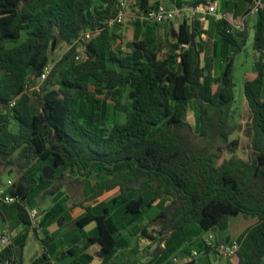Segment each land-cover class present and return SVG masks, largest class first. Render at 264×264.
Wrapping results in <instances>:
<instances>
[{
  "label": "trees",
  "instance_id": "obj_1",
  "mask_svg": "<svg viewBox=\"0 0 264 264\" xmlns=\"http://www.w3.org/2000/svg\"><path fill=\"white\" fill-rule=\"evenodd\" d=\"M120 1L0 0V178L13 166L20 174L7 188L20 202L0 203V214L10 215L14 227H31L27 209L34 207L36 198L53 193L58 183L59 188L64 183L84 184L96 174L104 178L95 180L91 194L74 204L84 209L75 225L82 229L95 225L98 234L90 242L101 246L104 259L116 251L118 227L108 208L97 212L86 203L118 191L115 201H124L128 215H142L156 202L162 205L149 222L159 227L157 235L143 229L158 242L151 264H166L172 242L186 241L189 226L201 233L225 231L230 217L237 215L256 223L238 238L241 249L228 264H260L264 257V0L258 6L253 44L257 76L244 84L251 111L245 129L251 141L250 161L235 156L239 142L231 136L238 128L229 107L236 100V56L244 50L249 30H236L228 20L218 22L219 36L231 52L221 77L213 80L197 21L185 20L173 29L175 34L167 33L164 50L133 41L126 43L130 52L116 53L114 42L120 36L106 23L117 14ZM151 1L137 0V6L146 10ZM246 2L251 13L256 0ZM198 3L204 1L191 5ZM98 29L82 59L76 60L75 41ZM62 44L69 50L53 65L40 92H28ZM110 63L119 70L110 68ZM89 77L97 83L94 90ZM126 84L132 89L131 109L116 102L127 113L126 121L106 131L96 124L94 111L104 105L95 97L103 92L99 88L116 89L119 94ZM80 99L88 111L79 107ZM193 100L197 132L187 120ZM199 243L203 251V240ZM0 264H22L13 243L1 249ZM182 264L198 263L193 259Z\"/></svg>",
  "mask_w": 264,
  "mask_h": 264
},
{
  "label": "rangeland",
  "instance_id": "obj_2",
  "mask_svg": "<svg viewBox=\"0 0 264 264\" xmlns=\"http://www.w3.org/2000/svg\"><path fill=\"white\" fill-rule=\"evenodd\" d=\"M196 1L197 0H193L192 3ZM204 1L212 2V0H204ZM163 2L166 3V5L171 6L170 0H163ZM230 2L231 4L235 5L232 9L233 11L234 10L240 11V13H235L234 15L235 18L239 19L238 23H236L238 27H235V26L234 27L236 28V30H241V28L243 27V22H244L247 25V28L249 30V35H250L251 27L249 25L248 19L253 14L251 15L248 13V9H249L248 3L246 2V0H230ZM222 3L223 2L219 0V2L217 3V6L222 5ZM221 10L225 13L223 6ZM255 14L257 15V12H255ZM226 17L227 19L231 21L230 16L226 15ZM205 18H206L205 20L207 21L209 20L211 22L214 20L211 17H205ZM253 18L254 20H256L257 16H253ZM128 23L129 22L126 21L123 25L115 27L113 31L118 35L117 29L122 28ZM136 28L137 29L139 28L140 32L136 31V33L132 34V36L129 37V39L131 40L130 42L145 41L147 42L150 48H158L160 50H164L165 39H166L167 33L173 31L171 22L167 24H163V25H155L152 23H140L139 25L137 24ZM23 35L25 36L26 33L24 32ZM124 39H128V38L119 37V39L117 40L118 42H114L115 52L120 53L121 55L130 52L129 49H127L126 47V43H129V41L126 42L124 41ZM253 44H254V32H252L251 35L249 36V40L244 50L236 56L235 68H234V80L237 85L236 86V100L232 102L229 106L230 111L232 113V117H233V123L238 128L237 131L231 136V140H238L239 142V147L235 153V156L244 161H250L251 156H252L251 141L245 134L247 123L250 120L251 111L245 99L244 84H245V75L247 73H251L254 68V60H255L254 56L256 52L254 50ZM68 50H69V46L65 44L60 45L52 53L50 68H52L53 65L56 63V61H58L63 56V54L66 53ZM230 52H231V48L229 47V45L225 44L222 41L221 37L218 42H214V43L210 42V45L208 46L206 53L203 55V57H204L205 62H209L211 57H214L217 60L216 67L213 68L214 70L212 74L213 80H216L221 77L225 59L227 56H229ZM76 55H81V59H82L84 52L80 47L78 48V52L75 54V56ZM109 66L112 69L119 70L118 65L115 63H110ZM87 81L91 87V90H94V88L97 85L95 80L92 77H89ZM120 88H121V93L119 94L115 93L116 89L109 90L106 87L99 88V89H102L103 92L98 93L95 97L97 100H99V105L101 107L104 105L102 109H97L94 111V114L97 117L96 124L103 127V129L106 131H109L115 124L124 123L126 121L127 113L123 111L122 109L116 107L117 101H119L121 105L128 106L131 109V104H132V99L130 97V92L132 90L131 86L126 84V85H122ZM78 103H79L80 108L83 107L85 109V112L89 110V107H87V105L84 103L82 99H80ZM187 120L192 125L193 130L197 132L198 127H199V121H198L197 103L195 100L190 102ZM11 128L14 132L18 131V127L15 122H12ZM17 153L18 152H16L14 156H16ZM225 157H229V155H225ZM2 178L4 179V182L6 185V182L8 180H11L13 182L17 181L20 178V174L18 173L16 166H13V167L6 168L4 170V175ZM103 178L104 176H98L94 174L91 177L84 179V184L74 183L73 185H69L68 183H64V185L61 188H65V195H60V196H63L62 200L64 202L65 201H68L70 203L79 202L81 198L88 197L91 194V188H92L93 182L97 179H103ZM58 186H59V183L56 184L55 191L51 194L54 195L58 190L61 189ZM43 202L44 201H42L40 197L36 198L32 202V205L34 207L39 208L42 212L41 213L42 224L40 228L33 229L32 227H29V229L23 230L22 233L16 237L18 228L14 227L15 224H14V220L12 219V217L10 215H7V217H4L3 215L0 214V232L2 230L7 231L8 226L9 228L11 227L10 232H11L12 238L14 239V242H13L14 248L16 251V255L19 257L20 249H23L21 245L25 246V240H24L25 233L27 231H32L31 234L33 236L30 235L28 237L26 246L27 247H29V245L31 247L34 246L35 240H37L36 244L39 247V243H40V246H42V250L40 254H38L37 256H32L29 250H25L24 264H43V262L45 261H48L49 263H52V264H58L59 263L58 261L59 252L58 251H64V253L66 254L65 261L67 262H72L74 264H85V262L82 260V258L79 255H74L73 253L69 251V247L72 244H69L64 239L62 240L61 238L55 239L54 243L56 246L54 250L51 252L48 249V244L46 243L47 239H45V237L42 238V235H40L39 240L36 239L39 234L45 233L47 229L51 227L52 224L56 223V221H60L61 223H66L68 221V220L66 221V219H68V217H66V214L64 213L60 214V213L54 212L53 210L48 212L45 209L46 207H49V203H48L49 200H47L46 203H43ZM97 202L98 201H93L89 203L95 206V209L97 212H101L104 205L103 203L97 205ZM117 210L118 211L115 212L116 217H118V215L120 214V208ZM159 211L160 209L158 208V206H151L145 209L142 215H137V216L128 215V217H126L127 218L126 221L130 220L131 218H134L131 224L132 229H135L138 226L139 227L143 226L144 228L147 229V234L156 236V233L159 227L156 225L149 226L148 222H150L154 217H156ZM255 223L256 221L254 219L250 217H246L244 215L232 216L229 219V222H228L229 225L226 230H229V232H232L235 235V237L240 238L248 230V228L246 227L250 228ZM67 230L69 231L74 230L72 234H76V235L81 234V232H85L82 230V228L76 225L73 226L71 224L69 225V227H67ZM214 231L219 233L221 230H212L211 232H214ZM94 232L98 233V231H94ZM139 232L140 230L137 233ZM208 233L209 232H206L204 234L207 235ZM42 239L44 240L43 242H42ZM81 241L82 239L79 238V243ZM50 247L52 248V246ZM56 248H59L58 251H55ZM150 248L151 247L149 246L148 250H150ZM45 250H47V252ZM210 262L211 264H228V261L221 259L217 255L211 256ZM89 264H92V262H90ZM260 264H264V257L262 258Z\"/></svg>",
  "mask_w": 264,
  "mask_h": 264
},
{
  "label": "crops",
  "instance_id": "obj_3",
  "mask_svg": "<svg viewBox=\"0 0 264 264\" xmlns=\"http://www.w3.org/2000/svg\"><path fill=\"white\" fill-rule=\"evenodd\" d=\"M159 1L160 3H163L166 5V3L163 2V0H156ZM193 0H170L171 6L166 5L168 8L173 9V10H180L181 12L176 16L175 20L171 22V26L173 29H178L179 25L184 22L185 20L189 23L192 24L193 22H199L200 24V30L202 34L199 37V41L204 43L207 48L210 45V42H218L220 40V36L218 35V22L214 19L212 22L205 20V17H198L195 20H190L187 18V11H185V8L191 6ZM204 1V0H203ZM219 2V0H212L209 2L204 3H212L216 4ZM222 5H219L218 8L221 9L223 6V9L226 13V15L230 16L231 21L227 19L233 26L238 27L236 23H238V18H235L234 15L235 13H240V11L237 10H232L233 7L235 6L234 4H231L230 0H221ZM221 7V8H220ZM253 14L252 16L249 17V25H250V35L252 32L255 34V28L258 22V16L251 11ZM253 16H257V19L254 20ZM127 22H129L127 25L123 26L120 29H117V33L120 37H125L128 39H124L126 42H130L131 40L129 39L132 34L136 33V31H139V28L137 29L136 26L137 24L139 25L141 22H137L133 20L131 17L128 18ZM176 23V24H175ZM177 25V26H175ZM243 28H247V25L243 22ZM248 29V28H247ZM162 33V32H161ZM163 35V34H161ZM118 42V41H115ZM211 57V56H210ZM217 60L214 57L210 58L209 64L211 65V77L214 72L213 68L216 67ZM257 76L256 72L254 71V68L251 73H247L245 75V81L253 80ZM3 179V178H2ZM4 182V179H3ZM60 195H65V188H61L58 190L54 195L50 194L46 196L45 198H40L43 203H46L47 200H49V207H46L45 209L50 212L54 211L57 213H64L66 214V223H61L60 221H56V223L52 224L51 227L47 229L45 233L39 234L36 239L39 240V236L42 235V238L45 237L47 239L46 243L48 244V249L49 251H53L55 248V239L61 238L64 239L66 242L69 244H72L69 247V251L73 253L74 255H79L82 260L86 263L92 262V264H151L150 262L153 259L154 256V251L158 247V242L154 241L152 238L149 237V235L143 233L144 227H137L135 229L131 228V224L134 218H131L130 220L126 221V217H128V214L125 212V203L123 200H118L115 201V198L119 196L118 191L110 192L102 197H100L97 202L98 204L103 203V209L108 208L109 213L108 216L111 217L118 227V232L116 233V239H117V247L115 253L108 259H104L103 257V251L102 248L99 244L91 243L90 239L97 236V228L95 225H90L86 229H82L85 232H81V234H72L74 231H69L67 230V227L69 225L75 226V220L82 216L84 214V209L80 206H74V203H70L68 201H63L62 198L63 196ZM67 200V199H66ZM72 204V205H71ZM87 205H91L90 203H86ZM94 206V205H93ZM152 206H158V208L161 210L162 205L159 202H156ZM120 208V214L118 217H116L115 212H117ZM101 211V212H102ZM47 212V213H48ZM159 213V212H158ZM157 213V214H158ZM65 218V216H64ZM149 223V222H148ZM147 225V224H146ZM145 225V226H146ZM6 230H2L0 232V237L3 234H9L11 236L10 228L9 226L7 227ZM17 235L16 237L22 233L23 230L29 229L27 226H18L17 227ZM249 228V227H246ZM140 230L139 233H137ZM32 231H27L24 236L25 240V246L23 249H20L19 257L18 259L21 261L22 264H24V258H25V250H29L31 252L32 256H37L40 254L42 250V246L39 247L36 244L37 240H35V245L27 247V239L31 234ZM157 235V233H156ZM33 236V235H32ZM188 238L185 241L184 239H181L180 241L177 242H172L170 250H173L172 255L170 256V259L173 258L174 256L179 255V257L182 259V263H185L190 260H195L198 264H211L210 262V257L215 255L212 252H207V253H201V255L197 258H193L191 256V253L195 250L201 252L199 250V240H204L205 238H208L209 236H214L219 242H230L231 240L237 239L238 237H235V235L232 232H229V230L226 231H220L219 233L217 232H209L207 235L204 233H201L200 230L196 226H189L188 228ZM79 238L82 239V241L79 243ZM12 243L14 242V239L12 238ZM17 240V238H16ZM44 240L42 239V242ZM52 241V242H51ZM45 243V242H44ZM54 243V244H53ZM79 244V246H78ZM46 245V244H45ZM52 246V248L50 247ZM151 247L150 250H148V247ZM163 248H165V244L162 245ZM145 247L144 251H141V248ZM1 245H0V251H1ZM47 249V250H48ZM59 248H56L55 251H58ZM47 250H45L47 252ZM101 251V252H100ZM183 251H186L188 255L183 253ZM58 264H74L72 262H67L65 261L66 254L64 251H58ZM229 263V262H228ZM43 264H52L49 263L48 261L43 262ZM155 264V263H154Z\"/></svg>",
  "mask_w": 264,
  "mask_h": 264
},
{
  "label": "built area",
  "instance_id": "obj_4",
  "mask_svg": "<svg viewBox=\"0 0 264 264\" xmlns=\"http://www.w3.org/2000/svg\"><path fill=\"white\" fill-rule=\"evenodd\" d=\"M262 0H256V4L252 10L253 13L258 11V6L261 4ZM188 15L187 18L190 20H195L198 17H211L217 22L227 20L226 14L218 8L216 4L212 3H198L185 8ZM180 10H173L168 8L163 3H158L156 0H152L146 10H141L137 6V0H121L118 5L117 14L109 19L106 23L109 29H114L117 26L123 25L128 18H132L135 21L141 23H152V24H167L175 20L176 16L180 13ZM101 29L96 31H86L82 33L79 39L75 41V45H78L83 52L87 49L90 42L96 37ZM76 60L81 59V55L75 56ZM51 68H47L38 79L37 83L27 89L28 92L37 91L40 92L42 84L47 80ZM16 101H14L11 106H15ZM13 181L8 180L2 183L0 187V203L13 204L20 202L18 196H12L7 192V187H11ZM28 215L31 221V227L33 229L40 228L42 224L41 210L37 207H30L27 209ZM12 243L11 236L9 234H3L0 237L1 248L4 249ZM204 250L199 252L197 250L193 251L191 256L197 258L201 253L212 252L223 260L228 262L234 260L236 255L241 249V242L237 239L231 240L230 242H219L214 236H209L203 240ZM145 247L141 248L144 251ZM166 264H182V259L179 256H174Z\"/></svg>",
  "mask_w": 264,
  "mask_h": 264
},
{
  "label": "water",
  "instance_id": "obj_5",
  "mask_svg": "<svg viewBox=\"0 0 264 264\" xmlns=\"http://www.w3.org/2000/svg\"><path fill=\"white\" fill-rule=\"evenodd\" d=\"M172 34H175V30L172 31ZM2 183H3V179L0 178V187H1Z\"/></svg>",
  "mask_w": 264,
  "mask_h": 264
}]
</instances>
